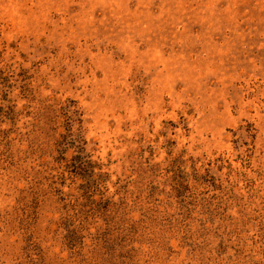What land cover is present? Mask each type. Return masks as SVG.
Instances as JSON below:
<instances>
[{"label":"rangeland","instance_id":"rangeland-1","mask_svg":"<svg viewBox=\"0 0 264 264\" xmlns=\"http://www.w3.org/2000/svg\"><path fill=\"white\" fill-rule=\"evenodd\" d=\"M0 264H264V0H0Z\"/></svg>","mask_w":264,"mask_h":264}]
</instances>
